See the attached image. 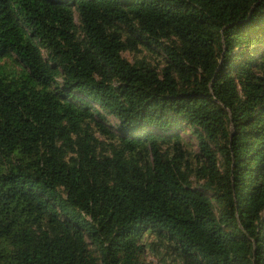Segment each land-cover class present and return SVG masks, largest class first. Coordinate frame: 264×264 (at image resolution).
I'll return each mask as SVG.
<instances>
[{
  "label": "trees",
  "instance_id": "obj_1",
  "mask_svg": "<svg viewBox=\"0 0 264 264\" xmlns=\"http://www.w3.org/2000/svg\"><path fill=\"white\" fill-rule=\"evenodd\" d=\"M0 264H264V0H0Z\"/></svg>",
  "mask_w": 264,
  "mask_h": 264
},
{
  "label": "rangeland",
  "instance_id": "obj_2",
  "mask_svg": "<svg viewBox=\"0 0 264 264\" xmlns=\"http://www.w3.org/2000/svg\"><path fill=\"white\" fill-rule=\"evenodd\" d=\"M127 55V54H126ZM184 138L186 139V140H189L190 139V137H189V135H184ZM193 144H194V142H192ZM149 257H148V259H150V260H152L153 262H158V260H157V258H156V256H154V254H150V255H148Z\"/></svg>",
  "mask_w": 264,
  "mask_h": 264
}]
</instances>
